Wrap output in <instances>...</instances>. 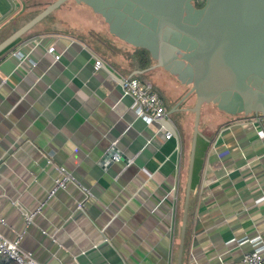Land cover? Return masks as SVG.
I'll use <instances>...</instances> for the list:
<instances>
[{
  "label": "crops",
  "instance_id": "crops-1",
  "mask_svg": "<svg viewBox=\"0 0 264 264\" xmlns=\"http://www.w3.org/2000/svg\"><path fill=\"white\" fill-rule=\"evenodd\" d=\"M52 1L0 0V41ZM17 50L35 67L20 62ZM143 52L73 0L0 52V231L22 233L21 246L43 264H176L194 115H167L175 129L169 139L162 120L136 116L108 69L118 78H148L166 113L188 90L162 68L147 70L152 62H141ZM95 56L103 61L98 69ZM193 102L190 96L177 106ZM198 130L181 264H243L253 245L236 240L259 236L264 243V116L205 104ZM58 165L93 196L68 185L47 198Z\"/></svg>",
  "mask_w": 264,
  "mask_h": 264
},
{
  "label": "water",
  "instance_id": "water-1",
  "mask_svg": "<svg viewBox=\"0 0 264 264\" xmlns=\"http://www.w3.org/2000/svg\"><path fill=\"white\" fill-rule=\"evenodd\" d=\"M65 1L45 5L0 41V52ZM73 1L98 14L111 35L144 50L152 62L147 70L162 68L188 87L178 104L194 97L191 106L177 104L160 119L175 134L166 116L177 110L194 115L176 258L181 264L202 106L213 104L228 115L264 116V0H204L201 7L192 0Z\"/></svg>",
  "mask_w": 264,
  "mask_h": 264
},
{
  "label": "built area",
  "instance_id": "built-area-1",
  "mask_svg": "<svg viewBox=\"0 0 264 264\" xmlns=\"http://www.w3.org/2000/svg\"><path fill=\"white\" fill-rule=\"evenodd\" d=\"M46 53L49 54L52 58V61H56L58 58V53L55 51L53 44H49L46 47ZM18 56L20 62H29V67H35L36 61L29 58L28 53L20 52L17 50L14 52ZM103 64V61L100 57L95 56V61L93 67L98 69ZM121 88L122 95H128L132 98V108L138 118L145 121L146 123H151L157 121L165 116V107L163 100L154 91L153 86L150 82L140 81L134 77H124L121 78ZM259 136L263 135L261 130L257 131ZM173 135L172 132L164 130L163 137L164 139H169ZM179 142L177 144V150L179 152ZM113 159H118L117 156H114ZM48 163L51 162L50 159L47 160ZM58 170L57 176L53 179V185L47 193V198L54 195L57 190L65 189L68 185L77 186L84 194L86 199H90L93 196L91 190L85 187L81 182H79L63 165L56 166ZM179 161L177 163V172L180 171ZM179 183H175L172 188V199L173 205L175 204L178 197ZM41 202L37 209L33 212H30L25 215L26 224L30 223L33 217L40 212L42 205ZM84 203H79V206H82ZM0 223L5 224L4 220L0 217ZM22 233H17L14 238L6 237L0 231V258L10 264H43L39 262L31 251L24 249L21 246ZM237 244L240 245L245 242H249L253 245L252 250L244 253L242 255L241 261L243 264H264V243H262L259 236L253 238H243L241 240H236Z\"/></svg>",
  "mask_w": 264,
  "mask_h": 264
},
{
  "label": "rangeland",
  "instance_id": "rangeland-1",
  "mask_svg": "<svg viewBox=\"0 0 264 264\" xmlns=\"http://www.w3.org/2000/svg\"><path fill=\"white\" fill-rule=\"evenodd\" d=\"M32 2V1H31ZM33 2H35V1H33ZM73 5H76L74 2H73ZM76 16V15H75ZM82 27H84L83 25H82ZM72 31H74L75 33H77L78 35H80L81 36V38H83V39H85V40H88L89 42H91L92 44L93 43H95L96 45H98V44H100V43H98L97 41H95L94 39H93V37H87V36H85L84 35V31L83 30H80V29H77V28H73V29H71ZM150 63H151V61H150ZM142 78H144V77H142ZM148 78H144L143 80L144 81H146ZM165 99V98H164ZM166 101V100H165ZM192 131H193V128H192ZM191 144V143H190Z\"/></svg>",
  "mask_w": 264,
  "mask_h": 264
},
{
  "label": "trees",
  "instance_id": "trees-1",
  "mask_svg": "<svg viewBox=\"0 0 264 264\" xmlns=\"http://www.w3.org/2000/svg\"><path fill=\"white\" fill-rule=\"evenodd\" d=\"M198 4L199 5H203V1H198ZM11 44H13V43H11ZM10 44V45H11ZM141 51H144V50H142V49H140ZM145 52V51H144ZM140 60H141V62L142 63H145V64H147V63H149V59H148V56L144 53V54H142L141 56H140ZM0 264H10V263H7V262H5V261H3L1 258H0Z\"/></svg>",
  "mask_w": 264,
  "mask_h": 264
},
{
  "label": "flooded vegetation",
  "instance_id": "flooded-vegetation-1",
  "mask_svg": "<svg viewBox=\"0 0 264 264\" xmlns=\"http://www.w3.org/2000/svg\"><path fill=\"white\" fill-rule=\"evenodd\" d=\"M198 1L200 2V1H203V4H204V0H192V4L195 6V7H201L202 5H199L198 4ZM154 63V62H153ZM237 115H243V114H237ZM251 116L253 115V114H250ZM250 115H247V116H250ZM243 116H245V115H243Z\"/></svg>",
  "mask_w": 264,
  "mask_h": 264
}]
</instances>
